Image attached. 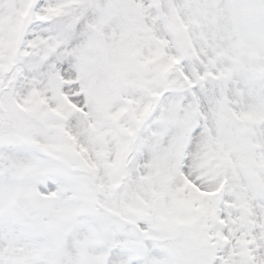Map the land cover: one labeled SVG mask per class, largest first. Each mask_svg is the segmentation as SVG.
I'll list each match as a JSON object with an SVG mask.
<instances>
[{"label": "snow or ice", "instance_id": "6c2138e0", "mask_svg": "<svg viewBox=\"0 0 264 264\" xmlns=\"http://www.w3.org/2000/svg\"><path fill=\"white\" fill-rule=\"evenodd\" d=\"M0 264H264V0H0Z\"/></svg>", "mask_w": 264, "mask_h": 264}]
</instances>
